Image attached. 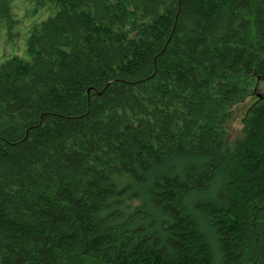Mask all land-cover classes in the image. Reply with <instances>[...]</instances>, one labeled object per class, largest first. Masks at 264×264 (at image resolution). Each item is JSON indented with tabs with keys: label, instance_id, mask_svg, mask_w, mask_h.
<instances>
[{
	"label": "trees",
	"instance_id": "obj_1",
	"mask_svg": "<svg viewBox=\"0 0 264 264\" xmlns=\"http://www.w3.org/2000/svg\"><path fill=\"white\" fill-rule=\"evenodd\" d=\"M36 2L0 64V264H264V0Z\"/></svg>",
	"mask_w": 264,
	"mask_h": 264
},
{
	"label": "rangeland",
	"instance_id": "obj_2",
	"mask_svg": "<svg viewBox=\"0 0 264 264\" xmlns=\"http://www.w3.org/2000/svg\"><path fill=\"white\" fill-rule=\"evenodd\" d=\"M58 10L52 3L38 5L36 0H11V17L0 20V64L15 56L30 59L27 50L29 36ZM256 93L262 96V89ZM255 99V96L249 97L232 107V118L227 126L228 141L240 136L243 116Z\"/></svg>",
	"mask_w": 264,
	"mask_h": 264
},
{
	"label": "water",
	"instance_id": "obj_3",
	"mask_svg": "<svg viewBox=\"0 0 264 264\" xmlns=\"http://www.w3.org/2000/svg\"><path fill=\"white\" fill-rule=\"evenodd\" d=\"M258 97H262L260 94H257Z\"/></svg>",
	"mask_w": 264,
	"mask_h": 264
},
{
	"label": "bare ground",
	"instance_id": "obj_4",
	"mask_svg": "<svg viewBox=\"0 0 264 264\" xmlns=\"http://www.w3.org/2000/svg\"><path fill=\"white\" fill-rule=\"evenodd\" d=\"M53 5H55V3L54 2H51Z\"/></svg>",
	"mask_w": 264,
	"mask_h": 264
}]
</instances>
